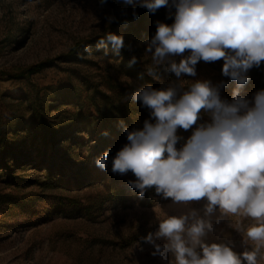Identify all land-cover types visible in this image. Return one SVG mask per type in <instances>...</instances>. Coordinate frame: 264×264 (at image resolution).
<instances>
[{
	"label": "rangeland",
	"instance_id": "1",
	"mask_svg": "<svg viewBox=\"0 0 264 264\" xmlns=\"http://www.w3.org/2000/svg\"><path fill=\"white\" fill-rule=\"evenodd\" d=\"M137 11L133 18L122 0H0V264H174L171 253L167 262L154 257V247L143 238L169 216L196 210L206 218L205 199L175 203L155 187L141 197L128 183L136 179L132 172L111 171L119 150L111 151L107 171L95 165L103 153L98 143L103 119L122 129L124 143V126L142 130L152 119L148 108L131 99L138 89L182 84V93L197 81L213 86L223 81L221 98L231 102L237 86L223 76V59L201 60L195 76L180 78L155 65L146 49L156 21L171 25L176 9L170 0L155 14ZM110 15L116 17L111 23ZM108 33L124 37L119 54L110 42L97 49ZM188 55L170 59L178 63ZM133 56L137 63L130 65ZM37 63L44 66L17 76ZM255 74L253 67L241 89L249 100L264 90ZM210 122L202 111L193 127ZM176 134L180 150L192 135L182 128ZM218 216L217 208L210 218L215 230L205 242L226 244L238 254L251 250L236 226L246 230L253 221L231 216L217 224ZM258 264L264 259L258 257Z\"/></svg>",
	"mask_w": 264,
	"mask_h": 264
},
{
	"label": "clouds",
	"instance_id": "2",
	"mask_svg": "<svg viewBox=\"0 0 264 264\" xmlns=\"http://www.w3.org/2000/svg\"><path fill=\"white\" fill-rule=\"evenodd\" d=\"M106 0H102V3ZM131 6V15L138 18L137 8L155 14L170 0H122ZM176 11L174 23L156 21V32L146 49L155 65L180 78L196 75L199 61L223 59L222 74L236 82L233 99H222L221 82L192 83L189 90L179 92L183 85L154 89L147 85L131 95L150 110L152 119L145 120L143 129L123 131L126 143L112 158L111 171L120 175L132 172L128 181L141 197L148 188L175 203L188 204L205 199L204 217L196 210L162 219L155 233L143 239L154 247L151 253L174 264H258L264 249V90L251 100L241 94L248 83V72L264 63V0H172ZM127 15V8L122 9ZM172 13H169L171 18ZM108 22L116 17L108 16ZM110 42L119 54L125 47L123 36L108 33L97 42V49H107ZM178 63L173 56H183ZM104 55H107L105 51ZM137 63L133 56L130 65ZM148 74L159 79L156 71ZM204 111L211 122L194 131L180 150L177 129H191ZM123 125V121H121ZM108 136L107 130L101 133ZM111 149L96 160V167L107 171ZM219 209L216 223L225 217L249 218L253 223L243 230L244 243L251 250L236 253L226 244L206 243L204 237L214 231L211 217ZM230 227H232L229 221ZM164 239L163 244L157 241Z\"/></svg>",
	"mask_w": 264,
	"mask_h": 264
},
{
	"label": "trees",
	"instance_id": "3",
	"mask_svg": "<svg viewBox=\"0 0 264 264\" xmlns=\"http://www.w3.org/2000/svg\"><path fill=\"white\" fill-rule=\"evenodd\" d=\"M76 49L73 48L72 52H74ZM43 63H37V64H33L28 66L24 71H21L20 73H18L19 75L17 76H21L23 74L26 73H33L36 72L38 70H40L43 67ZM223 68V67H221ZM255 69V75H259V82L264 85V77H262L264 75V63H262L259 67H254ZM156 89H166L165 87L162 86H157ZM101 130H100V136L98 139V143L100 145V152H104L106 150L111 149L112 150H120L126 143H124V140L121 138V134L122 129L117 125V124H110L107 122L106 119L102 120L101 123ZM105 130L108 131L109 135L108 136H103L101 135L102 132H104ZM196 130L195 127H192L191 129L185 130L186 132L189 131L191 132V135H193L194 131ZM120 139H122V143H120ZM111 154V152H110ZM119 190H123L122 187H117ZM249 220V218L246 219V222ZM233 249V248H232ZM234 251V249H233Z\"/></svg>",
	"mask_w": 264,
	"mask_h": 264
}]
</instances>
